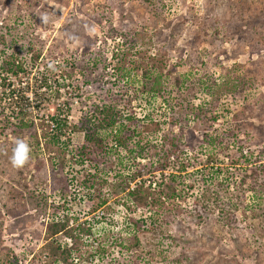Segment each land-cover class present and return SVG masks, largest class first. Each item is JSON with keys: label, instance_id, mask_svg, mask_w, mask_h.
Instances as JSON below:
<instances>
[{"label": "rangeland", "instance_id": "rangeland-1", "mask_svg": "<svg viewBox=\"0 0 264 264\" xmlns=\"http://www.w3.org/2000/svg\"><path fill=\"white\" fill-rule=\"evenodd\" d=\"M0 40V57L25 61L26 73L5 83L29 97L22 104L25 118L68 114L75 126L94 105L110 104L134 116L142 130L153 105L166 130L170 114L181 118L170 110L178 88L189 89L192 105L206 103L200 112L205 119L174 128L181 133L183 126L184 162L202 158L189 168L191 177L175 178L179 188L188 186V194L181 193L175 205L141 207L120 193L114 175H146L151 160L135 161L122 150L101 157L98 170L108 172L109 180L101 189H83L79 173L96 166L76 156L81 129L76 125L66 134L72 156L61 144L47 143L43 130L52 133L46 125L12 133L5 128L9 101L3 94L0 264H264V0H0ZM70 80L76 86L84 82L82 90L90 84L92 92L81 94L83 101L72 99L65 91ZM153 81L157 99L142 90ZM204 132L226 137L231 150L206 167L214 151H198ZM17 139L31 149L19 169L10 163ZM218 168L219 176L213 175ZM207 188L219 199L206 198ZM101 199L106 205L92 210ZM154 212L160 228L152 233ZM128 218L143 220L138 232L129 231ZM112 240L118 244L110 245ZM99 246L103 256L95 252Z\"/></svg>", "mask_w": 264, "mask_h": 264}, {"label": "trees", "instance_id": "trees-1", "mask_svg": "<svg viewBox=\"0 0 264 264\" xmlns=\"http://www.w3.org/2000/svg\"><path fill=\"white\" fill-rule=\"evenodd\" d=\"M0 42L3 43L4 40H0ZM25 73L26 69L24 60H21L20 58L13 55L5 56L3 58L0 57V87L4 89L2 92H0V101H2L1 96H3V94L6 95V98L8 99L7 101H9L8 107L6 108V110L9 111V115H7L8 119L6 121L5 128L7 130L12 127V133L18 134L23 130H32L33 132H35L37 126H41V129L45 128L46 126L51 127L50 130L52 134H48V136L46 135L45 129L43 130L42 135L44 139H46L49 145L61 144L64 150H66L65 153H71L72 156L75 154L72 153V150H67L69 147H71V144H69V139L66 138V134L70 135L71 133L69 129L74 130L75 126L77 125L76 127L78 129L80 128V131L83 132V142L82 145L77 148L78 150L76 156H78L81 160L89 159L96 166L95 170H92L91 172L82 169L83 174L82 172L79 173L82 179L80 180L83 189H87L88 191L96 190L98 188L101 189L109 179L107 178L108 172L98 170V167L102 162L99 161L100 158L104 156H114L118 152L121 153L122 150L124 151L125 155L127 154L131 156V159L135 161L138 159H146L148 161L151 160L148 166L145 167L146 169H144L143 167V172H145L146 175L136 170L132 171L130 174L118 172L117 175H114V177L120 179V182H117L119 184L117 188H120V193H123L125 195V198L130 202V204H140L141 207L148 204L151 207H155L156 205H165V201H168L169 203L172 201L175 205L176 200L180 197L181 193L188 194V186L179 188L177 185H175L177 182L175 178L181 175H185L187 178L191 177L192 172H188L189 168L191 167L192 169H195L192 163L196 162V164L200 165V163H202V158L199 157L198 162L194 160V158L193 161H191V159L189 158V161L187 163L184 162V160L182 159V155L184 152L181 155L180 151L182 149L181 146L183 147L187 144H185L186 140L181 133L183 132L184 123L197 124L201 119H205L204 114H200V112L204 113V110H206V103H202L200 105H192L190 99H194V97L189 96V89L188 91L187 89L185 90L184 86L183 88H178V93L176 95L178 99L175 98L177 103L176 105L174 104L175 106L173 105L170 110L179 114L181 118L177 117L176 114H170V118H168L166 122V125H168V128L166 130H163L162 123L156 120L153 112L154 110L157 111V108L155 109L153 105L151 112H149V114H147V117L145 116L142 120L144 124L142 126V130H140L141 126L136 125L137 120L134 116H126L123 113H120V111L117 110L116 106L110 104H104L101 106L94 105V109L88 110V112L86 111L84 113V117H81L82 119H80L79 122L81 125L78 123L74 124L75 126H73L68 121V114L66 116H61L60 114H48L47 119H40L38 121L32 118L29 114H27V116H30L31 118H25V109L22 106V102L25 100V98H23V96L19 94L20 90L18 91L14 89L12 84H10L9 82L5 84L6 81L9 80V78L17 80L20 79L21 74L24 75ZM67 80L69 79L67 78ZM70 81L71 85L70 83L67 84L65 91H68V93H70L69 95H73L72 99H76L75 97H77V99L83 101L80 96H86L87 92H92V90L88 91V89L91 88H87L90 87V84L88 85L87 83H85L84 85L86 87L84 90H82V84L84 82H82L80 86H76L72 80ZM90 83L92 82L90 81ZM155 83L156 82L153 81L150 88H143L144 86L142 84V90L144 91V89H147L143 92L147 95V97L154 96L153 99H157L155 96L156 94H158V92L156 89H154ZM42 85L46 87V85L49 84L47 83V80H44L42 82ZM142 90L139 87V92H141ZM143 93L141 92V94ZM149 93L152 95L149 96ZM150 99L151 98H149V100ZM89 101H92V98H90ZM163 102L165 103L166 100H164ZM90 103L96 104V99H94L93 102ZM83 109L84 108L82 107V111ZM4 111L5 109L0 112L1 115H3ZM155 114L157 115V112H155ZM213 118L215 120V117ZM10 120H13L14 122ZM181 124L183 125L180 128L181 133H176L174 131L175 126ZM154 137L155 139L157 138V140L153 141L152 139ZM156 142L159 143L156 144ZM158 147H160V149L156 151ZM202 147H209L211 148L209 151H211L212 149L214 151L207 156L206 160H204L205 167L209 166L210 163L213 164L219 162V160L217 159L218 155L222 153H229L228 150H230L227 145L226 137H217L216 135L210 134L209 132H204L202 141L198 143L197 148L199 149V152H204L202 151ZM42 150L43 147L41 146V144H38V151L41 152ZM117 163L121 164L122 159ZM55 164L56 163L53 162V165ZM56 165L61 167L60 170L63 169L64 164L60 163ZM167 172L169 173L168 177L172 178L173 183H171V179H168L166 177ZM57 173L58 171L55 172L56 176L59 175L61 171H59L58 174ZM212 173L213 175L219 176L220 169L218 168ZM202 181L205 184V188L209 186V181L205 180V177ZM212 181L213 180L210 179V182ZM131 184H133L132 187ZM263 186L264 185H262L260 191L262 193H264ZM205 196L210 200H212L211 197L217 200L219 199L218 194L214 191H210L208 188L205 191ZM125 202H122V207L125 206ZM106 203V199H101L98 203L90 206L92 210H96L106 205ZM193 203L194 202H192V204ZM155 213L157 212H154L151 214V216H149V220L152 221L150 223L152 227L149 228V231H153L154 233L158 232V229L160 228V226L158 227V229L156 228V218L154 217L156 215ZM142 223L143 220L141 219L135 221L128 218L126 225L127 227H129V231L135 233L136 231L138 232L140 230ZM55 226L57 227V225ZM59 226L61 225H58V227ZM83 229L84 230L81 229V231H86V233L91 232V229L89 228ZM61 231L62 229H59L57 232H54L58 233ZM126 234V236H128L130 232H127ZM122 236V234H118V237ZM113 241L114 240L110 241V245L118 244ZM119 245L120 247H122L123 245L120 240ZM137 245L138 240L136 241V246ZM96 250L95 252H98V255L103 256V247L99 246L96 248Z\"/></svg>", "mask_w": 264, "mask_h": 264}, {"label": "clouds", "instance_id": "clouds-1", "mask_svg": "<svg viewBox=\"0 0 264 264\" xmlns=\"http://www.w3.org/2000/svg\"><path fill=\"white\" fill-rule=\"evenodd\" d=\"M50 68L54 69L52 64H49ZM31 149L26 141L23 139H17L15 141V146L12 149V155L10 157V163L14 168H22L30 158Z\"/></svg>", "mask_w": 264, "mask_h": 264}, {"label": "built area", "instance_id": "built-area-1", "mask_svg": "<svg viewBox=\"0 0 264 264\" xmlns=\"http://www.w3.org/2000/svg\"><path fill=\"white\" fill-rule=\"evenodd\" d=\"M27 96H28V95H26V97H27ZM28 98H29V97H27V98L22 102V104H23L24 102H27V101H28ZM29 100H30V99H29ZM31 100H32V99H31ZM31 100H30V101H31ZM32 108H33V107H32ZM32 108H28V109H31V110H32ZM37 115H38V117H39V116H42L43 113H41V114L39 113V114H37ZM54 115H56V114H54ZM62 116H64V115H62ZM45 118L47 119V115L45 116ZM39 119H40V118H39Z\"/></svg>", "mask_w": 264, "mask_h": 264}]
</instances>
